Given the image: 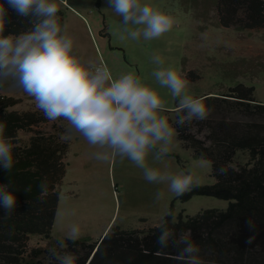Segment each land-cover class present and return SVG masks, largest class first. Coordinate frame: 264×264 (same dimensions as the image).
<instances>
[{"label":"rangeland","instance_id":"1","mask_svg":"<svg viewBox=\"0 0 264 264\" xmlns=\"http://www.w3.org/2000/svg\"><path fill=\"white\" fill-rule=\"evenodd\" d=\"M176 18L172 29L161 37L145 41L132 40L123 31L122 17L108 9L107 0H64L60 11L64 14L62 26L74 38V51L85 60H92L110 69L112 76L134 71L146 84L161 95L165 111L161 114L175 120L178 98L170 90L160 87L152 76L156 65L153 55L164 58L165 67L171 66L188 81L187 93L194 97L227 94L238 84L255 87V98L264 103V28L240 29L223 27L218 14L219 0H141ZM107 9V10H106ZM1 94L21 99L9 111H38L45 117L22 89L6 84ZM235 120L249 119L234 114ZM170 123V122H169ZM172 126V125H171ZM70 125L60 118L41 122L29 130L17 133L18 145H26L37 133L53 137L56 141L69 138ZM65 177L59 186L60 202L50 239L39 235L30 237L29 248L57 247L59 240L67 238L72 224L81 227L79 239L90 243L99 241L112 226L125 230L139 229L147 232L162 224L172 204L175 218L194 216L206 209L226 210L229 201L210 196H195L183 202L171 193L166 184L149 183L143 171L127 158L119 156L107 162L98 161L94 153L101 151L72 131ZM149 154L150 166L167 169L173 173L189 168L197 161L191 149L178 139L175 131L171 151L163 161ZM248 153L239 151L234 165H244ZM199 185H212V164L199 170ZM165 193L156 200V193ZM45 259V258H43ZM46 264H57L55 259H45Z\"/></svg>","mask_w":264,"mask_h":264},{"label":"trees","instance_id":"2","mask_svg":"<svg viewBox=\"0 0 264 264\" xmlns=\"http://www.w3.org/2000/svg\"><path fill=\"white\" fill-rule=\"evenodd\" d=\"M0 4L7 10L5 36L19 35L32 27L31 17L19 16L8 8L7 0H0ZM218 14L226 28H264V0H219ZM57 15L62 24L63 12L59 10ZM198 98H203L205 119L180 125L177 121L186 110H179L178 105L175 120L169 122L194 156L211 162L216 182L198 185L179 198L187 202L195 196L215 197L229 201L228 208L206 209L194 216L181 212L175 218L172 204L162 224L147 232L114 225L94 243L66 238L64 250L78 257L77 264H181L176 259L177 247L170 243L161 249L156 243L165 226L177 236L189 232L201 249L204 264H264V103L255 98V87L244 84L230 88L227 94ZM21 102L0 92V122L6 124L4 135L10 138L15 159L11 171L0 167V186L8 185L17 198L13 215L6 217L0 207V264H46L45 259H54L49 248L30 249L29 241L33 235L52 236L70 139L56 141L37 133L28 144L18 145L20 130L48 121L38 111H9ZM240 113L249 120H235L233 115ZM239 151L248 153L244 165L233 164ZM221 167L227 168L225 175L219 174ZM41 183L47 185L43 194ZM29 186L31 191H26ZM249 220L252 229L246 223Z\"/></svg>","mask_w":264,"mask_h":264},{"label":"clouds","instance_id":"3","mask_svg":"<svg viewBox=\"0 0 264 264\" xmlns=\"http://www.w3.org/2000/svg\"><path fill=\"white\" fill-rule=\"evenodd\" d=\"M64 0H7L8 8L19 16L31 17L32 27L19 35H4L7 10L0 4V87L10 84L34 98L36 107L46 119H65L72 131L82 135L87 142L101 151L94 153L98 161L107 162L119 156L127 158L143 171L149 183L166 184L177 196L199 185V170L211 162L203 156L189 168L173 173L150 166L147 158L155 152V160L167 158L173 144L175 129L169 123L161 95L151 85L143 82L134 71L113 77L110 69L92 60H85L74 51V38L68 26L60 23L57 15ZM108 9L122 17L123 31L132 40L150 41L170 31L176 18L141 0H107ZM107 10V9H106ZM151 62L157 67L152 76L160 87L167 88L173 98H178L179 110L186 114L177 123L184 125L193 119L203 120L207 110L203 98L188 94V81L175 68L165 67L164 58L153 55ZM6 124L0 122V167L11 171L15 164L13 145L4 135ZM220 175L226 167L218 169ZM41 194L47 191L41 183ZM26 191H31L29 186ZM165 193L158 191L156 200ZM17 198L8 185L0 186V207L5 216L15 213ZM174 220V217H173ZM252 229L251 220L246 222ZM82 235L81 227L72 224L67 238L76 241ZM251 242V238L249 241ZM156 243L161 249L170 243L178 248L176 259L181 264H204L201 249L189 232L177 234L163 227ZM49 249L57 264H77L78 257L65 251L63 240Z\"/></svg>","mask_w":264,"mask_h":264}]
</instances>
